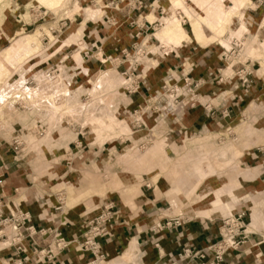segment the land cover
<instances>
[{"label": "rangeland", "instance_id": "1", "mask_svg": "<svg viewBox=\"0 0 264 264\" xmlns=\"http://www.w3.org/2000/svg\"><path fill=\"white\" fill-rule=\"evenodd\" d=\"M155 1V7L150 9L151 11L144 10L135 14L140 15L137 20L139 24L144 17L149 22L154 20L146 37L143 35L137 43L142 53L136 54L135 51L127 49L122 54L115 52L114 57H103L94 45H90L94 41L89 42L88 39H96L97 35L93 34V30L101 27L97 20L100 21L99 17L103 15V11H112L113 7L107 2L101 4L97 3V0H0V156L3 158L10 154L8 146L13 136L11 132L14 131V135L23 141L17 170L25 173L30 169V184L36 197L45 193L54 196L55 201H58L55 202L54 208H60L55 213L67 211L65 203L67 207L77 204H85L87 208L96 207L99 200L108 201L109 193L118 194L123 203L128 205L132 197L139 193V187L145 190L158 183L157 190L169 191L170 179L173 182L178 178L184 182L186 188L183 193L187 194L195 182H187L180 174L185 167L194 166V162L199 159L210 158V165L202 166V171H211L212 168L214 175H219V178L229 172L233 176L231 171L240 168L245 170L243 176L247 179L248 176L245 175L251 174L248 168L260 164L261 171L254 174L256 177L252 181L238 179L231 186V189L235 190L243 188L242 192L246 197L236 198L237 200L230 203L226 199L225 202L230 206L227 212L216 213L203 221L244 213L245 231L248 234L254 233L259 237V241H264V228L254 227L250 231L247 228L249 210L237 209L236 205L233 206L235 208L232 207L248 196L256 202L261 198V194L256 190H262L264 186V142H260L264 137V110L258 102L253 103L240 95L234 97L232 101L240 105L239 112L236 116H229L231 121H228L229 117L224 119L228 124L227 129L224 125L215 131L208 127L203 131L188 129L179 123L180 111L183 108L188 109L189 105L192 106L195 91L202 86L198 81L186 78L177 81L168 78L162 81L156 92L149 97V102L141 107V113L133 114L123 107L129 103L124 90L130 84L127 80L129 75L135 76L137 83L141 78L144 82L147 73L157 69L154 60L144 55L148 51L145 48L147 45L155 43L151 48L156 55L165 54L171 47L187 42L189 36L186 32H190L192 39L201 46H215L216 57L226 62V70L222 68L216 82L222 77H225L227 82L233 79L234 73L235 81L241 85L239 79L242 77L237 73L246 70L245 65L241 67L240 63L249 60L250 69L246 71V84L243 88H238L242 91L251 82L248 72L255 66L254 63H258L264 71V31L255 32V27L244 25V18L239 12L245 7L247 0L244 3L235 0ZM149 3L150 0L147 4ZM101 6H107V9L99 10ZM262 8L264 10V7H259L258 10ZM195 21L202 29L199 38L192 33ZM79 25L82 26L80 34L73 39H67ZM166 26H171L172 31L165 36L164 42L156 41L160 31ZM179 27L184 33H178ZM178 34L180 38L175 40V35ZM90 48L94 50L91 51ZM85 51L89 60L83 59L82 53ZM104 58L106 60L101 63ZM95 61L97 67L93 69L91 64ZM55 66L57 69L61 67L58 73L54 72L55 76L58 74V83H61L56 87L51 78ZM110 83L112 86L106 89ZM232 86L234 87V84ZM55 93L61 95L57 97L58 103L54 102L57 100L54 98ZM255 104L262 109L257 115L250 111ZM204 105L206 108V103ZM246 109L248 110L242 113ZM207 112L211 115V112ZM93 119H100L104 125L102 130L99 129V133H95L98 130L94 127L96 123L92 122ZM37 120L46 128L42 138L35 137L32 132ZM210 120L207 121V126L213 123ZM121 121L127 123V132H123ZM139 122L144 126L143 129L137 127ZM215 124L219 125L218 122ZM93 127L95 129H92ZM76 132L85 134L83 140H78L81 141L80 147L73 149L70 144L67 149V143L74 140ZM204 136H210V139L201 143L192 142ZM163 138L167 144H164L162 151L149 153L148 150L154 143ZM97 140L99 142H96ZM63 149L66 152H63ZM219 149H223V156L216 155ZM54 150L55 154L48 157V153ZM80 171L89 173L83 177L84 180H79ZM256 171L258 168L252 170V173ZM210 178L214 186L221 185L219 181H214V177ZM43 182L48 184L46 190H43ZM203 182L194 192H189L184 197H176L183 203L176 211H171L168 199L163 195L165 199L160 200L162 205L158 206V213L152 214L154 223L159 222L161 225L160 216H176L180 222L200 221L201 219L191 213L198 208L195 206L196 195H201V203L210 200L212 195V188L205 187L206 183ZM58 184L62 185L56 188ZM77 185L82 193L79 198L72 195V189ZM18 197L13 201H18ZM249 202L244 204L250 207ZM251 213L253 214L252 209ZM151 230L155 235L163 232L161 230L157 233L156 229L152 228ZM149 235L153 236L152 232ZM130 238L126 239L128 241L123 253L118 257L123 256L126 248L130 246L129 243L133 241L135 250L126 264H136L137 247L134 239ZM153 243V246L158 247V240L155 239Z\"/></svg>", "mask_w": 264, "mask_h": 264}, {"label": "crops", "instance_id": "2", "mask_svg": "<svg viewBox=\"0 0 264 264\" xmlns=\"http://www.w3.org/2000/svg\"><path fill=\"white\" fill-rule=\"evenodd\" d=\"M111 1L112 0H97V3L102 4L107 2L109 5ZM255 1L256 0H247L245 7L239 12V15L243 16L245 26L255 27V32L264 31V10L263 8L262 10H258L259 7L257 8ZM142 2L143 9L139 13H142L144 10H147V12L151 11L150 9L154 8L156 4L155 0H150L149 4H147L148 0H142ZM229 5L231 6V3H229ZM100 9H107V6H101L99 10ZM113 10H115L116 13H114ZM135 14L136 13L134 12L128 11V8L125 6V1L117 3L116 7L112 8V11L110 10V12L103 11V15L99 17L100 21L97 20V23L101 27H97L93 30V34L95 33L97 35L96 39H88L89 42L92 40L94 41V43L90 45H94V48L98 50L103 57H114L115 52L129 49L130 44L138 43L143 35L146 37L154 20L153 22H149L144 17L139 24L137 20L140 15L136 16ZM151 19H153V17H151ZM112 23L114 25H112ZM189 26L190 25H188V31ZM81 29L82 26L79 25L75 32L72 31L67 39H73L78 36ZM186 33L189 36L188 41L180 43L176 47H171L165 54L158 53V55H156V52L153 51L154 49L151 48L154 47L155 43L145 47L148 50L145 52V56H149L150 60H154L153 63L157 65V69L153 72L147 73L144 82L141 78V81L138 82V89L135 93L126 95L129 103L123 106L124 108H127V110L132 113L136 112L137 109L141 110V107L145 105L146 99H149V97L156 92L162 81L167 80L168 78L177 81L186 78L190 81H198V84H202V86L195 91L196 96L194 95V99L197 97V100L194 101V99H192L191 103L194 102L192 106L189 105L188 109L183 108L180 111L181 116L178 118L179 123L188 129H199L200 131H203L208 127V129H214L215 131L223 128L224 125H226L225 128L227 129L228 124L224 119L230 115L236 116L240 109V105L235 104L232 101L233 98L238 97V95L243 96V99L245 97L248 101H253V103L258 102L264 110V106H262L264 104V71L258 66V63H254L256 67H252L251 71L248 72L251 82L242 91L238 90V88H243V86L235 81L234 73L232 74L233 79H230L229 77L230 80L226 82L227 79L222 77L220 81L216 82L219 75H221L220 71H222V68L226 70L224 65L226 62H222L216 57L217 53L215 46H201L192 39L190 32ZM134 34L139 35L136 40L133 38ZM204 36L206 35L204 34ZM206 37L210 38V36ZM155 40L160 42L157 39ZM147 41L148 40H146V42ZM93 50L94 49H91V51ZM249 62V60H244L240 63V66L242 67L245 65V67H243L247 71L249 68ZM91 66L95 69V67H97V62H93ZM236 68L237 67L235 66L234 69ZM221 82L224 83L220 85ZM232 84H234V87ZM238 85L239 87H237ZM111 86L112 84L110 83L105 88L107 89ZM205 103L207 106L206 108H204ZM194 107L196 109H190ZM160 108H163V106H160ZM262 109L258 108L257 104H255V107H252L250 111L257 115ZM247 110L248 109L242 111V113ZM207 111L211 112V115ZM209 119H211L210 121L213 123H210L207 126L206 123ZM231 119L232 118L229 117L228 121H231ZM216 122H218L219 125L215 126ZM209 139L210 136H204L192 142L201 143ZM262 139L263 140L260 142H264V137ZM96 142L99 141L97 140ZM158 142H162L163 145L167 144L165 138ZM70 143L71 142L67 143V149H69L68 146ZM169 150L172 153L170 148ZM54 152H56V150L48 153V157L53 156L55 154ZM63 152L66 151L64 150ZM2 159L4 169L2 187L0 188V206L3 214L6 215L5 208L10 209L13 204L18 203L21 211L30 214L32 225L35 228H56L61 234V237L66 242L70 243L67 250L60 253V255H58L53 261L41 264H87L91 260L90 256L87 253L75 250L74 242L75 240L80 239V236L83 233V224L86 219L95 215V212H92L95 207L87 208L85 204H77L67 207L65 203V208H68L67 211L64 213H55L53 208L56 201L53 195L45 193L41 197H38V195L37 197L35 196V192H33L32 189L33 186L30 184L31 181L29 179L32 175L30 169H27L25 173H21L15 166H13L10 154ZM257 168L258 171L252 173V170ZM260 169V164L248 168L252 175L246 174L245 176H248V178L245 179V181H252L256 177L254 174L260 173ZM210 179L211 178H208L206 180L210 189L217 188L213 185V180L211 181ZM241 182L242 181H240V183ZM61 185L62 184L56 185V188ZM42 187L43 190H46L45 188L48 187V184L43 182ZM156 188L159 189L158 183H155L154 187L151 185V187L146 188L145 190L139 187V193L135 197H132L128 205L123 203L118 194L109 193L108 201L115 205L118 210V215L116 225L112 229V237L107 241L100 242L101 250L106 255V264H124L131 260V257L133 256L132 252L135 250V244L133 241L129 243L130 246L126 248L123 256L120 258L118 257L122 255L124 246L128 241L126 239L129 237H131L130 239H134L136 243L137 252L135 254L138 256V260L135 259L136 264H161L165 261L168 254H175L182 245L191 246L192 249L197 250L201 249L206 243L217 239L218 219H212L206 222L203 220L197 222L183 221L175 232L168 233L167 231H163L160 234L155 235L151 230L155 225L153 221L154 216L152 214L158 213L157 208L162 205L159 202L161 199H165L161 197L159 201L155 202ZM164 190L163 193H166V190ZM256 191L258 194H261L259 195L261 198H258L256 202L253 198H249L248 196V198L243 201L232 205V207L236 205L235 207H237V209L247 208V210H249V231L254 227L264 228V186L262 190L258 189ZM257 192L255 195H257ZM19 195L21 196L18 197ZM15 197H18V201H13L15 200ZM247 201H250V207H248L247 204H244ZM251 209L253 214L251 213ZM160 217V221H163L165 218L173 219L176 216ZM151 232L153 236L149 235ZM258 238L257 235L251 233L247 238V241L239 249L229 253L221 264H264V241H259ZM155 239L158 240V249L153 246ZM25 246L28 249L27 254H30V243L28 240L25 241ZM42 246L43 245L39 242V248ZM126 255L129 256V260L125 259ZM9 256V253H0L1 262H6L9 259ZM7 264L10 263L7 262ZM26 264H32V262L28 261Z\"/></svg>", "mask_w": 264, "mask_h": 264}, {"label": "built area", "instance_id": "3", "mask_svg": "<svg viewBox=\"0 0 264 264\" xmlns=\"http://www.w3.org/2000/svg\"><path fill=\"white\" fill-rule=\"evenodd\" d=\"M122 1H111L109 6L114 8L117 3H121ZM125 2V6L128 8L129 12L139 13L143 9L142 0H125ZM255 2L257 8L264 7L263 0H256ZM138 36V34H134L133 38L136 40ZM129 49L135 51L136 54L142 53L137 43L130 44ZM126 50L127 49H123L120 53H125ZM82 55L83 59L89 60L87 51L82 53ZM105 60V58L102 59L101 63H104ZM54 69L53 73H51V78L55 86H57L58 74L55 76L54 72L58 73L61 67L57 69L55 66ZM237 74L242 77L239 79V81H241V86L246 84L245 76L247 73L240 71ZM127 80L130 84L124 89L125 92L127 94L135 93L138 89L137 78L129 75ZM34 89L37 90L36 88ZM58 96L61 95L54 94L55 99H57ZM58 101L59 99L54 100V102L57 103ZM148 102L149 99H146L145 104ZM141 111L142 110L137 109V112L133 114L141 113ZM134 122L137 123V121ZM136 125L138 128H144L141 122ZM65 126L70 127V125ZM45 129V126L37 120L33 125L32 132L35 134V137L42 138L45 133L44 131H46ZM11 134L13 136L8 146V151L11 154V161L17 169L23 141L20 140L17 135H14V131H12ZM84 136V133L76 132L74 140L70 143L73 149H78L80 147L81 141L78 140H83ZM68 152H70V150H68ZM3 169V159L0 156V188L2 187ZM99 201L98 206L92 211L95 212V215L86 219L83 224V233L80 239L74 242L75 250L87 253L90 256L91 260L87 264H104L106 262V255L101 250L100 242L107 241L112 237V229L115 227L117 221L118 210L115 205L110 201H106V199H101ZM56 203H58V201H56ZM5 209L6 215L3 214L0 206V253H9L10 256L6 262H1L0 260V264H7V262L10 264H26L28 261H31L32 264L50 263L70 246V243L66 242L61 237V234L56 228H35L32 225L30 214L21 211L18 203L13 204L10 209ZM59 210L60 208H53V211ZM244 217V213H235L218 219V237L215 241L208 242L201 249L197 250L192 249L191 246L182 245L175 254H168L165 261L161 264H221L229 253L241 247L247 235L250 234L245 231L246 226L244 224ZM181 224L182 223L177 217L173 219L165 218L161 221V225L158 222L154 225L153 229H156L157 233L161 230L170 233L175 232ZM26 240L30 243V254H27L28 249L25 246ZM39 242L43 245L41 248H39ZM154 246L155 248L157 247V245Z\"/></svg>", "mask_w": 264, "mask_h": 264}, {"label": "bare ground", "instance_id": "4", "mask_svg": "<svg viewBox=\"0 0 264 264\" xmlns=\"http://www.w3.org/2000/svg\"><path fill=\"white\" fill-rule=\"evenodd\" d=\"M235 1L238 3H241V2L244 3L245 0H235ZM224 13H225V11H224ZM170 21H172V19ZM175 22H176V19H175ZM170 23H172V22H170ZM196 23L197 22L195 21V23L193 24L192 33L196 38H199L201 35L202 29L198 26V23L197 24ZM168 25H170V24L168 23ZM170 31H172L171 26L170 27L166 26L163 30L160 31V34L157 37L158 40L161 42H164L165 36L168 35V33ZM177 31H178V33H184V31L181 29V27H179ZM179 38L180 37L178 34L177 36L175 35L174 39L177 40ZM59 107H62V106H59ZM92 122L96 123V125L94 127L97 128L96 130H98V131H95V133H99L102 130V127L104 126L103 123L101 122L100 119H93ZM94 127L92 129H95ZM107 127L109 128V126H107ZM121 128H122L123 132H127V130L129 129L127 126V123L125 121H123V122L121 121ZM99 129H101V130L99 131ZM92 133H94L93 130H92ZM48 141H49V138L46 142H48ZM163 147H164L163 143L157 141L154 143L153 147H151L148 150V152L149 153H156V152L160 153L162 151ZM216 155L217 156H223V149L217 150ZM209 160H210V158L199 159L197 161L193 160V161H195L193 164L194 166L191 167L187 164L188 167H185L182 174H180L183 176V178H185L187 180V182L189 180L195 182L193 187H191L187 191V194L189 192H194L196 190V188L202 183V181H204L206 183L205 187L209 188L206 180L210 177H214L215 180H217L221 183V185L219 187L214 188V189H212V191H210L212 194L211 198H210V200H207L205 203L200 202L201 201V195L200 196L196 195V203H195L196 205L195 206H198V208L196 210H193V212H191V213L193 214L194 217L199 218L201 220L211 218V216L215 215L216 213L227 212L230 209V206H229L230 202H232L236 198L246 197L245 193L242 192L243 188H240L238 190L231 189V188H233L231 186H233L234 183L237 182L238 179H245V177L243 176L245 170L243 171L242 169H240L238 167L239 168L238 170L231 171V172H233V174H232L233 176H231L230 172H229V173H224L223 176L219 178V175L218 176L214 175L212 168H211V171H202L203 170L202 166H204L205 164L210 165ZM187 162H189V161L187 160ZM189 164H192L191 161L189 162ZM120 165H122V164H120ZM181 166H183V165H181ZM122 169H124V168H122ZM255 170L256 169H254L253 171H255ZM78 173L80 175L79 180H84L83 177L89 174L88 172H81V171ZM96 175H97V173H96ZM134 176H136V175H134ZM103 179H104V177H103ZM171 180L172 179H170V182H169L170 183V189L166 193H163L157 189L155 190V202L159 201L161 199V197L164 195L168 199V203H169L171 211H176V210H179L183 204L179 200H177L176 197L177 196L179 197L180 195H182L184 197L185 195H187L186 193L185 194L183 193V190L186 188V184L184 182H181V180L178 178L173 182ZM81 194L82 193L79 190L78 185L76 186V188L72 189V195L74 197L79 198V196ZM226 199L229 201V203L225 202ZM175 201H177V202H175ZM247 228H248V226H247ZM125 259L129 260V256L126 255ZM124 264H126V263H124Z\"/></svg>", "mask_w": 264, "mask_h": 264}]
</instances>
